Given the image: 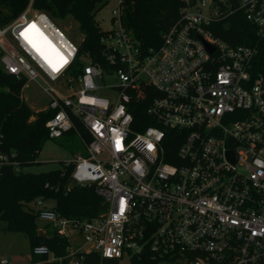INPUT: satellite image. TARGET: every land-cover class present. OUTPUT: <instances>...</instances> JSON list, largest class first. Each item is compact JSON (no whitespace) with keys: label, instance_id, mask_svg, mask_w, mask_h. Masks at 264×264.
<instances>
[{"label":"built area","instance_id":"1","mask_svg":"<svg viewBox=\"0 0 264 264\" xmlns=\"http://www.w3.org/2000/svg\"><path fill=\"white\" fill-rule=\"evenodd\" d=\"M116 2L99 58L83 57L77 71L78 46L32 0L0 26V68L41 88L48 138L73 129L82 139L84 153L65 164L106 203L99 216L73 219L36 197L37 219L68 245L62 255L34 245L29 264H81L89 253L116 263L264 264V75L253 72L254 49L209 29L241 13L264 39V0H180L148 47L122 25ZM55 53L64 62L53 70L46 56Z\"/></svg>","mask_w":264,"mask_h":264},{"label":"trees","instance_id":"2","mask_svg":"<svg viewBox=\"0 0 264 264\" xmlns=\"http://www.w3.org/2000/svg\"><path fill=\"white\" fill-rule=\"evenodd\" d=\"M28 2L0 0V26L17 16ZM99 3L100 0H32L33 8L44 12L51 20L67 21L71 18L77 22L83 37L77 44L74 71L80 69L83 57L99 58L100 37L109 31L101 29L95 18ZM180 6V0H122L120 19L142 47L155 46ZM209 29L230 45L240 44L254 49L253 72L264 75V39L241 13L230 14L209 25ZM23 86L24 79L0 68V217L5 221L4 229L21 231L31 247L44 244L54 254L62 255L68 245L66 238L51 230L46 232L48 237L38 235L37 213L30 206L33 200L36 197L52 199V208L59 215L73 219L99 216L106 210V203L92 184L80 185L72 180L71 163L47 171L27 169L38 162L37 153L48 139L45 122L52 111H33L21 98ZM138 114L143 115V111L135 110V118ZM76 125L83 138L88 140L82 125L78 122ZM68 132L76 134L73 129ZM81 264H116V261L100 260L98 255L89 253ZM131 264L156 262L145 256L131 260Z\"/></svg>","mask_w":264,"mask_h":264},{"label":"rangeland","instance_id":"3","mask_svg":"<svg viewBox=\"0 0 264 264\" xmlns=\"http://www.w3.org/2000/svg\"><path fill=\"white\" fill-rule=\"evenodd\" d=\"M116 4V0H100L95 18L101 29L107 30L113 27L111 9L115 8ZM34 9L36 8H33V10ZM52 21L71 42L76 45L79 44L83 37V33L79 29L76 21L71 18L67 19V21L53 19ZM65 22H69L70 26L65 27ZM31 44L38 50L44 52V54L46 53V51H43L37 44ZM82 61L86 62L85 60ZM113 81L116 82V80ZM62 83L63 82H61V84ZM59 89L61 92L68 91L65 88ZM21 98L33 111L46 109L47 98L34 81L28 82L22 87ZM70 133L68 132L59 138L46 139L37 153L36 160L38 162L27 169L29 171L39 172L59 168L62 167L64 163L73 160L77 154H83L85 145L82 139L73 132ZM45 203L53 205L54 201L52 199H47ZM30 206L35 209L33 203H31ZM37 225L39 228L42 227L49 233L48 228L44 226L42 220L37 219ZM4 226L5 221L0 217V258H6L12 264H29L31 246L28 238L21 231L6 230ZM116 264H131V262L129 257L124 255Z\"/></svg>","mask_w":264,"mask_h":264},{"label":"snow or ice","instance_id":"4","mask_svg":"<svg viewBox=\"0 0 264 264\" xmlns=\"http://www.w3.org/2000/svg\"><path fill=\"white\" fill-rule=\"evenodd\" d=\"M30 28H35V25L32 24V25H29ZM53 52H55V50L53 49L52 50ZM55 56L57 57V59L53 60L51 59L50 57H47V59H49V63L51 64V66L53 67V70H56L60 64H62L64 62V57L60 56L59 53H55ZM119 140H117V146H119ZM121 203H123V201H121Z\"/></svg>","mask_w":264,"mask_h":264},{"label":"water","instance_id":"5","mask_svg":"<svg viewBox=\"0 0 264 264\" xmlns=\"http://www.w3.org/2000/svg\"><path fill=\"white\" fill-rule=\"evenodd\" d=\"M65 27H68V26H70V23L69 22H67V23H65V25H64ZM206 46H207V48L209 49V50H212V47H210L208 44H206ZM38 235L39 236H42V237H48L46 234H44L40 229H38Z\"/></svg>","mask_w":264,"mask_h":264}]
</instances>
